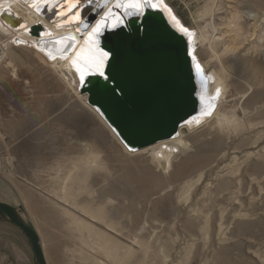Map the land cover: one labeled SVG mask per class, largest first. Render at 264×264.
<instances>
[{"label": "rangeland", "instance_id": "374dc122", "mask_svg": "<svg viewBox=\"0 0 264 264\" xmlns=\"http://www.w3.org/2000/svg\"><path fill=\"white\" fill-rule=\"evenodd\" d=\"M166 3L190 30L212 24L196 56L231 76L226 122L187 131L167 170L126 153L34 53L0 65V202L47 264H264V0ZM27 243L0 238V264H35Z\"/></svg>", "mask_w": 264, "mask_h": 264}, {"label": "water", "instance_id": "95a60500", "mask_svg": "<svg viewBox=\"0 0 264 264\" xmlns=\"http://www.w3.org/2000/svg\"><path fill=\"white\" fill-rule=\"evenodd\" d=\"M142 20V27L133 18L119 38L108 32L102 41L120 53L122 70L117 86L123 91L119 95L110 92L113 85L98 76H89L90 83L79 87L88 96V104L102 105L107 125L117 128L137 150L172 138L183 121L199 113L198 88L191 59L186 55L185 37L169 29L155 11L150 10ZM32 29L33 35H38L41 28ZM0 214L25 235L35 264H47L33 225L3 202Z\"/></svg>", "mask_w": 264, "mask_h": 264}, {"label": "bare ground", "instance_id": "6f19581e", "mask_svg": "<svg viewBox=\"0 0 264 264\" xmlns=\"http://www.w3.org/2000/svg\"><path fill=\"white\" fill-rule=\"evenodd\" d=\"M95 4L99 1L94 0ZM94 2L90 7H84L82 15L84 19L89 24H94L97 19H100V15L103 14L108 8H114L116 0H108V3L101 6H97L95 10ZM103 0L100 3H104ZM63 3V0H60ZM33 0H0V65L10 64L15 57V49L24 50L27 52L34 53L38 59L44 60V62L53 70V72L63 80L71 88L74 94L77 95L78 99L90 112H92L109 131L111 136L117 141V143L125 150L126 153L130 154H144L149 153L151 158L158 163V167L162 170H167L171 167V162L174 157V152L181 153L186 151L188 148V141L186 138V132L192 131L195 128L201 127L208 123L210 119L217 120L218 123L223 124L226 122V115H223L222 108L224 107L225 101L227 99L226 93L229 88L228 79L231 77L226 73L224 69L220 71L206 69L205 64L197 58L195 50L202 47L204 43L210 42L207 33L204 31L205 28L199 29L198 31L191 30V48L194 55L197 58V62L202 66L204 72L201 74L194 67V74L196 79V86L198 90V100H199V114L192 117H196L200 120V124L197 125L196 120H191V123L184 126L183 124L177 129V133L170 139L159 141L155 144L149 145L135 152L128 151L124 145L119 141L117 135L112 131V128L107 125L103 117L98 115L94 111V107L87 103L88 96L79 91L78 86H74L73 81L78 80V76L70 62V60L59 59V52H57L58 59L56 61H49L47 56L40 49L50 50V42H55L56 38H71L75 37L74 47L66 53L68 57H74L75 53L81 49L87 50L89 45L86 43L87 33L89 29H83L79 21H73L71 23H65V18L60 16H55L53 13L48 11L37 12L35 7L32 6ZM101 5V4H100ZM4 9H10L11 14L4 11ZM93 10V11H92ZM162 19L165 20L164 16L157 12ZM209 10L206 9L204 14L207 15ZM90 14L87 18L86 16ZM255 21V20H254ZM166 23V22H165ZM20 24H24L25 27H19ZM11 25V26H10ZM59 25V27H58ZM169 29V25L166 23ZM39 26L43 34L36 36H29V31L33 33V27ZM77 28H81V31H77ZM172 30V29H171ZM173 31V30H172ZM174 32V31H173ZM50 33V35H49ZM176 33V32H175ZM178 34V33H176ZM179 35V34H178ZM41 37L40 41L38 39ZM185 37V41L188 44L189 39ZM15 39L23 41L21 47H14L13 42ZM68 40L65 39L61 43L62 45L58 49L63 48L64 43ZM32 49L33 52L30 50ZM52 50V49H51ZM19 58V57H18ZM23 61L22 58H19ZM23 63V62H22ZM25 63V62H24ZM7 66V65H6ZM13 67V66H12ZM90 78V77H89ZM206 80V83L203 81ZM220 89L219 96L216 95V89ZM202 107L208 111H211V115H201ZM222 113V114H221ZM191 117V118H192ZM189 118L188 120H190ZM130 152V153H129ZM132 155V154H131ZM38 235L39 232L36 229ZM41 241V239H40ZM107 243L104 241L103 244ZM42 244V243H41ZM43 247V246H42Z\"/></svg>", "mask_w": 264, "mask_h": 264}, {"label": "snow or ice", "instance_id": "6c2138e0", "mask_svg": "<svg viewBox=\"0 0 264 264\" xmlns=\"http://www.w3.org/2000/svg\"><path fill=\"white\" fill-rule=\"evenodd\" d=\"M93 2L94 0H63L61 4L60 0H33L32 4L37 12L48 11L55 16L64 17L65 23L79 21L83 29L90 28L86 40V43L89 45L88 49H81L75 53L74 57H68L66 55V53L74 47V41L76 39L74 36L50 42L52 50L40 49L49 60L56 61L58 59L57 52H59V59L70 60L78 76V80L73 81L74 86L83 89L87 83H90L88 80L89 76H98L103 81L113 85V87L109 89L110 92L119 95L123 91L122 88L117 86L118 77L122 70L121 56L117 48L108 47L104 45L102 41L105 38V34L108 32L113 33L115 37L119 38L120 33L128 27L129 20L133 18H135L136 22L142 27V18L146 17L150 10L161 13L166 23L174 32L178 33L180 36L188 37L189 43L186 55L191 59L194 67L199 73L202 74L204 72V69L197 62V58L191 48V30L181 22L172 8L166 3V0H116L114 8H108L100 15V19H97L94 24H89L84 19L82 12L84 7H90ZM107 3L108 0H105V5ZM98 6L103 7V5ZM4 11L11 14L10 9H4ZM19 27L23 28L25 25L20 24ZM77 31H81V28H77ZM65 39H67L68 42L64 43L63 48L58 49L57 46ZM12 42L16 44L23 43V41L19 40H14ZM203 83H206V80L203 81ZM219 94L220 89L217 88L216 95L219 96ZM94 111L101 117H104L102 105H96ZM211 114V111L202 107L201 115L210 116ZM191 120H196L197 125L200 124V120L196 117H192L190 120L183 121V125L186 126L190 124ZM112 131L117 134L129 151H137L129 140L120 135L117 128L113 127ZM177 135H179V133H177Z\"/></svg>", "mask_w": 264, "mask_h": 264}, {"label": "crops", "instance_id": "0c3cea01", "mask_svg": "<svg viewBox=\"0 0 264 264\" xmlns=\"http://www.w3.org/2000/svg\"><path fill=\"white\" fill-rule=\"evenodd\" d=\"M0 226H5V228H9L10 235H12V237L14 238H17L21 242L23 249H25L28 246L27 239L25 238V236L23 235L20 229H19L20 231L16 229L17 228L16 226L11 225L12 227L10 228L6 223H0ZM10 235H8V231H7V234L0 235V238H7V240L10 241Z\"/></svg>", "mask_w": 264, "mask_h": 264}, {"label": "built area", "instance_id": "2783aa9c", "mask_svg": "<svg viewBox=\"0 0 264 264\" xmlns=\"http://www.w3.org/2000/svg\"><path fill=\"white\" fill-rule=\"evenodd\" d=\"M15 40H18V39H15ZM13 46H14V47H21V46H23V45H22V43H19V44L13 43Z\"/></svg>", "mask_w": 264, "mask_h": 264}]
</instances>
